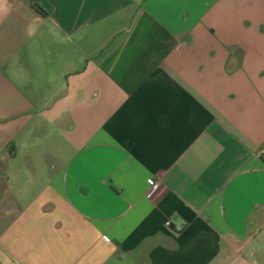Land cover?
I'll use <instances>...</instances> for the list:
<instances>
[{
    "label": "crops",
    "instance_id": "1",
    "mask_svg": "<svg viewBox=\"0 0 264 264\" xmlns=\"http://www.w3.org/2000/svg\"><path fill=\"white\" fill-rule=\"evenodd\" d=\"M0 264H264V0H0Z\"/></svg>",
    "mask_w": 264,
    "mask_h": 264
},
{
    "label": "built area",
    "instance_id": "2",
    "mask_svg": "<svg viewBox=\"0 0 264 264\" xmlns=\"http://www.w3.org/2000/svg\"><path fill=\"white\" fill-rule=\"evenodd\" d=\"M159 187H160V183L157 179L155 178L148 179V189L146 191V194H149V195L155 194L158 191ZM170 225H171V221L168 220L166 222V226L170 227Z\"/></svg>",
    "mask_w": 264,
    "mask_h": 264
}]
</instances>
